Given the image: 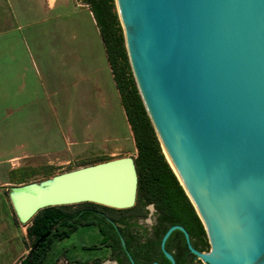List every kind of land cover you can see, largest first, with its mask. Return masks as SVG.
I'll return each mask as SVG.
<instances>
[{"label": "water", "instance_id": "obj_1", "mask_svg": "<svg viewBox=\"0 0 264 264\" xmlns=\"http://www.w3.org/2000/svg\"><path fill=\"white\" fill-rule=\"evenodd\" d=\"M117 4L137 91L208 242L199 250L170 224L159 240L169 264L164 241L173 228L203 264H264V0ZM136 185L125 154L11 184L7 196L24 223L48 205L129 207Z\"/></svg>", "mask_w": 264, "mask_h": 264}, {"label": "rangeland", "instance_id": "obj_2", "mask_svg": "<svg viewBox=\"0 0 264 264\" xmlns=\"http://www.w3.org/2000/svg\"><path fill=\"white\" fill-rule=\"evenodd\" d=\"M24 3L31 4L28 13L32 23L27 28L22 25L21 31L25 32V41L37 64L36 72L31 68L26 91L19 98L36 100L22 108V113L28 112L25 119L20 114V128L7 130L0 136L3 142L19 138L22 147L28 149L12 153L5 159V165L0 166V176L8 181L1 186L0 204L15 222L7 191L11 184L21 182L10 181L11 169L30 167L35 174L29 180H37L97 161L99 157L135 154L132 135L87 5L83 3V8L60 17L55 16L58 9L55 6L51 10L52 18H48L49 12L45 7L42 9V0H14L19 16ZM2 147L8 151L9 145L4 143ZM4 151L2 154L9 153ZM47 165L54 168L44 175L42 169ZM21 225L26 236L25 225ZM100 239L94 226H78L69 236L51 244L41 264H49L56 257L64 258L69 264H74V259L81 264H89L92 259L105 264L110 260L105 256L106 247L89 246ZM28 241L26 236L24 244L28 245Z\"/></svg>", "mask_w": 264, "mask_h": 264}, {"label": "trees", "instance_id": "obj_3", "mask_svg": "<svg viewBox=\"0 0 264 264\" xmlns=\"http://www.w3.org/2000/svg\"><path fill=\"white\" fill-rule=\"evenodd\" d=\"M79 1L87 5L97 28L107 66L132 135L135 151L132 157L137 173L135 203L129 207L115 208L92 201H81L39 208L23 223L25 234L29 239V248L27 253L14 264H41L51 244L55 240L69 236L78 226L98 227L109 224L103 216L96 212V209H102L108 213L117 210H130L131 214L137 217L145 214V204L147 203H152L154 207L155 223L153 224L152 236L138 244L136 254L130 249L135 264L153 261V255L150 254V251L158 248L162 233L170 224L174 223L185 228L189 240L195 248L206 250L208 242L205 230L182 185L161 151L162 148L137 91L114 0ZM102 159L106 158L99 157L97 160ZM53 168L50 165L43 167L42 174L51 173ZM33 174H35L33 169L24 166L8 171L12 182L29 180ZM14 219L17 221L15 214ZM112 219L126 226L124 225L126 224L124 216L112 217ZM125 228L127 229V226ZM45 232L47 233L44 234ZM40 235L43 237L35 243ZM105 239L106 236L102 237V240ZM175 239H179L181 243H173ZM126 245L128 246V241H126ZM164 247L173 255L175 264H187L185 263L187 254L196 257L186 247L182 231L178 228H173L169 232L164 241ZM159 252L161 255V251ZM163 258L162 263L168 262L166 257ZM74 264L81 263L78 259H74ZM196 264H202V262L196 258Z\"/></svg>", "mask_w": 264, "mask_h": 264}, {"label": "crops", "instance_id": "obj_4", "mask_svg": "<svg viewBox=\"0 0 264 264\" xmlns=\"http://www.w3.org/2000/svg\"><path fill=\"white\" fill-rule=\"evenodd\" d=\"M24 4L22 16H19V8L14 5V0H0V136L4 132L20 128L18 120L22 116L27 118L28 112L27 110L22 113V108L36 100L34 97L25 101L19 98L20 94L26 91V81L31 68L36 72L37 64L25 41V32L21 31L22 25L27 28L32 23V18L28 13L31 4ZM41 6L42 9L44 7L48 9V18H52L51 10L55 6L58 7L55 16L60 17L66 15L67 12H76L78 7L83 8V3L79 0H42ZM66 7H70V10ZM44 16L42 20H45ZM90 21L93 23L91 14ZM12 121L16 124H12ZM4 143L9 145L8 151H4L5 147H2ZM22 145L23 142L16 137L6 142L0 141V166L5 165V159L11 157L12 153L28 150ZM3 151L9 153L5 155L2 154ZM7 182L1 175L0 189ZM24 238L26 236L21 223L18 219L15 222L9 211L0 204V264H14L27 253L29 246L24 244ZM50 263L69 264L62 257H56Z\"/></svg>", "mask_w": 264, "mask_h": 264}, {"label": "flooded vegetation", "instance_id": "obj_5", "mask_svg": "<svg viewBox=\"0 0 264 264\" xmlns=\"http://www.w3.org/2000/svg\"><path fill=\"white\" fill-rule=\"evenodd\" d=\"M145 208H146L145 214L139 215L137 217L133 216L130 210H124V211L117 210L114 211L113 213L112 212L108 213L102 209H96V212L99 213L101 216H103L105 220L108 221L109 224H104L98 227L94 226L96 230L100 233L101 239L99 242L91 244L89 246L92 248L101 247V246L106 247L107 252L105 256L107 257L106 259H110V260H106L105 264H132L127 256L126 251H128L134 262L130 249L136 254L137 252L136 249L138 247V244L140 242L146 241L152 236L153 224L155 223V211L152 203L145 204ZM120 216H124V220L126 223L124 225L127 226V229L125 228L126 226H123V224L117 223L112 219V217L118 218ZM105 236L106 239L102 240V237ZM121 238L124 242V247L121 243ZM126 241H128V246L126 245ZM173 243L179 244L181 242L179 239H175L173 240ZM165 250L171 254V252L166 248ZM159 251H161V255L163 256L160 255ZM150 254L153 255L152 258L153 261H157L161 264L170 263L169 259L162 251L160 245H158V248L151 250ZM163 257H166L168 259V262L162 263L161 260L164 259ZM196 258L197 257L191 256V254H187L185 256V263L196 264ZM175 262L176 261L173 257V264H175ZM88 263L101 264L100 261H97V259H92L91 261H88Z\"/></svg>", "mask_w": 264, "mask_h": 264}, {"label": "bare ground", "instance_id": "obj_6", "mask_svg": "<svg viewBox=\"0 0 264 264\" xmlns=\"http://www.w3.org/2000/svg\"><path fill=\"white\" fill-rule=\"evenodd\" d=\"M115 4H116L117 11H118V13H119L117 0H115ZM119 16H120V14H119ZM141 93H142V92H141ZM142 96H143V95H142ZM143 98H144V97H143ZM144 100H145V99H144ZM145 103H146V101H145ZM146 106H147V104H146ZM147 108H148V106H147ZM148 111H149V113H150L149 108H148ZM150 115H151V113H150ZM156 130H157V136H158V138H159V142H160V146H161V148H162V151H163V153H164L166 159L168 160L169 164L171 165L172 169L174 170V172L176 173V175L178 176V178H179V180H180V182H181V179H180V177H179V175H178V173H177V171H176V169H175V167H174V165H173V162H172V160H171V158H170V156H169V154H168V151H167V149H166V147H165V145H164V142H163V140H162V138H161V135H160V133L158 132V129H156ZM181 183H182V182H181ZM213 249H214V247H213ZM214 251H216V250L214 249ZM217 256H219V255L217 254Z\"/></svg>", "mask_w": 264, "mask_h": 264}]
</instances>
